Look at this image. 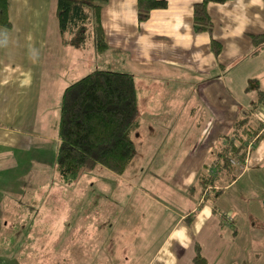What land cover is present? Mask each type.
<instances>
[{"label": "crops", "instance_id": "obj_1", "mask_svg": "<svg viewBox=\"0 0 264 264\" xmlns=\"http://www.w3.org/2000/svg\"><path fill=\"white\" fill-rule=\"evenodd\" d=\"M137 1L108 0L104 5L102 23L108 48L102 54L113 56L112 62H121L128 73L134 75L140 105L138 128L133 135L136 146L138 141L142 142L144 139V126L148 124L149 130L153 128L150 124L152 117L141 118V111L158 110L156 96H163L162 88L177 94H182L185 87L189 91L200 89L201 95L188 100V103L183 101V105L179 106L187 109L188 113L187 116L182 115L181 120L174 121L177 130L169 136L162 134L167 142H178L177 148L181 143V148L184 149V142L191 138H187L188 135L184 137V134L181 137L179 132L184 131L181 129L189 126V122L195 123L193 127H204V134L200 130L194 138L196 147L183 155L182 161H176L180 163L178 168L172 169L178 174L179 180L183 181L182 185L186 190L191 185L197 186L191 192L194 196L197 194V197L196 200L188 199V205L191 206L187 212L174 213L173 210L174 215L169 216L167 212L148 220L147 216L143 218L133 214L120 218L126 226L129 224L128 230L124 231L129 240L126 241L121 228L116 226L119 219L114 221L112 218L117 216V208L120 207V198L116 195L121 187L120 179L111 181L112 188L106 180L96 183L91 181L90 186H94L100 196L99 211L108 209L107 206H116L112 208V215L106 221L111 227L115 222L108 237L118 238L115 245L121 244L123 239L124 242H129L131 253L133 248L142 244L137 243L136 238L145 242L154 237L156 243L152 249L138 251L149 254L143 264H193L192 258L198 244L208 259V264H264V104L257 107L258 112L253 106L258 98V91L264 89V47L253 54L254 42L251 36L264 33V0L209 3L212 33L197 32L194 29V4L200 0H168L166 8L153 9L148 19L140 22ZM52 2L53 0H11L10 18L13 25L11 28L0 25V176L5 177L8 173L19 175L22 190L25 187L23 179L26 170L25 162L20 157L29 154L34 140L47 134L48 123L51 128L57 129L56 122H50L47 114L38 115L41 104L37 103V96L46 75L40 70L44 63L39 65L37 59L26 60L19 54L20 48L29 40L25 37L23 24L34 11L35 5L46 9L47 6L50 8ZM213 38L222 44L219 55L212 49ZM251 60L258 61V69L239 72L241 74L237 73L238 77L235 79L243 87V94L250 91V98H247L249 104L233 95L231 73L234 69L239 70L244 61ZM33 61L37 62L35 65L38 67ZM71 79L73 82L77 80L75 75ZM247 115L250 118L245 120L244 125L250 126L251 130L258 128L260 132L247 145V151L253 146L249 157L243 162L245 166L239 158L233 157L231 161L234 167L221 170L216 175V172L208 170L216 179L215 184H209L207 190L212 195L214 189L221 192L217 198L210 194L204 196L195 180L206 172V168L211 169L215 165L217 151L233 141L241 142V137L246 134L240 131L241 125L238 122ZM237 116L239 118H235ZM255 118L254 124H250ZM208 134L213 137L209 138ZM171 148L172 145L169 148L166 145L164 150L162 146L164 155L160 156L164 159L176 158ZM35 159L33 162L40 161L36 157ZM166 161L158 162L163 164ZM131 164L126 172L132 168ZM172 166L173 164L167 167ZM88 174L86 173V177ZM177 185L174 187L182 193L181 183ZM130 189L133 188L128 190ZM24 204L23 195L17 196L15 206L23 207ZM191 213L196 216L188 223L186 217ZM133 222L139 223L133 226L135 232L132 227L129 229ZM167 224L172 226L164 232ZM2 253L10 256L6 249ZM6 256L4 257L8 259ZM256 257L258 260H255ZM62 260L64 264L70 261L67 257ZM124 260L131 262L129 257ZM0 264L18 263L5 260ZM54 264H59L58 260Z\"/></svg>", "mask_w": 264, "mask_h": 264}, {"label": "rangeland", "instance_id": "obj_2", "mask_svg": "<svg viewBox=\"0 0 264 264\" xmlns=\"http://www.w3.org/2000/svg\"><path fill=\"white\" fill-rule=\"evenodd\" d=\"M56 6V0H53L50 8L47 6L46 9H41L39 5L34 6V11L23 24L25 37L29 40L19 50V54H22L26 60L33 58L34 61L37 59L40 62L39 65L44 63L40 70L44 72L46 78L37 96V103L41 104L38 115L47 114L46 117L50 118V122H56L55 125L61 114L62 90L73 82L72 76L75 75L79 79L98 68L128 72L121 62H112L113 56L103 55L92 44L65 46L56 16ZM41 55H45V58ZM34 61L33 64H37ZM35 66L38 67V65ZM258 66V61H244L240 64L242 68L237 69L238 72L234 69L231 73V81L234 84L233 95L246 100L249 104L250 101L247 98H250V91L248 94H243V87L235 79L238 77H236L237 73L239 75L243 72L255 71ZM138 74L141 73L138 72ZM254 86L255 84L252 87ZM229 91L232 93L231 89ZM162 92H164L163 96L159 94L156 96L158 110L141 111V118L152 117L150 124L153 128L149 130L148 124L144 126V139L142 142H137L135 162L131 164L132 168L124 173H118L100 165L82 172L72 182L65 181L57 169L56 162L60 144L58 130L51 128L50 123L47 124V134L34 140L29 154L20 157L25 162L24 189L22 190L23 184L20 182L19 175L8 173L5 177L0 176V262L8 260L18 264H54L58 260L59 264H64L62 259L65 257L67 260L70 259L68 264H143L146 262L149 254L138 253V251L152 249L156 243L155 238H150L146 240L147 242L136 238L137 243L142 244L133 248L131 253L129 242H124L129 241L124 232L128 230L129 224L126 226L120 218L133 214L143 218L147 216L146 220H148L167 212L169 216L174 215L176 211L187 212L191 206L188 205L190 201L188 199L196 200L197 194L194 196L191 193L193 185L186 190L182 185L183 181L179 180L178 174H175L173 170L179 167L180 163L176 161H182L181 157L196 147L194 138L198 131L201 130L204 134L203 126L193 127L195 123L189 122V126L182 128L183 132H179L181 137L184 134V137L188 135L187 138H191L190 141L184 142V149L181 148V143L177 148L178 142H167L162 136L171 135L174 130H177L173 124L174 121L181 120L182 115L187 116L188 110L179 106L183 105V101L195 99L201 93L199 88L189 91L187 87L182 94L170 93L164 88ZM255 111L258 112L257 108ZM255 121L256 118L250 124H254ZM211 136L212 134H208L209 138ZM166 145L168 148L172 145L171 149L176 158L164 159L160 156L164 155ZM162 146L163 151H161ZM251 148L247 151L246 158L249 157ZM153 149L156 150L153 151ZM217 154L218 151L215 154L216 157ZM54 155L55 159L52 158ZM35 157L40 161L33 162L36 160ZM159 160L167 161L162 164L158 162ZM172 164L171 168L167 167ZM240 166L242 167L241 163ZM208 170L211 173L216 172L214 166L211 169L206 168L205 171L208 172ZM86 173H89L87 177ZM117 178L120 179L121 187L115 194L120 198V207L117 208V216L112 218L114 221L119 219L116 226L121 228L120 231L125 240L115 245L114 242H118V238L108 237L115 222L111 227L106 221L112 215V208L116 206H107L108 209L99 211L100 196L97 193L98 190L94 186L91 187L90 183L106 180L108 186L112 188L111 181H117ZM198 181L199 179L195 180V183ZM178 183H181L182 193L174 187ZM129 188L133 189L128 190ZM22 195L26 204L23 207L15 206L17 196ZM173 210H175L174 213ZM223 216L226 217L224 214ZM138 224L133 222L129 229L132 227L135 232L133 226ZM171 226L167 224L164 232ZM152 230L155 229H145V231ZM5 249L10 256L2 253ZM195 254L196 249L193 260ZM4 256L9 258L6 259ZM127 257L130 258L131 262L128 261L130 263L124 260ZM134 259L136 261L133 262ZM255 260H258V257Z\"/></svg>", "mask_w": 264, "mask_h": 264}, {"label": "trees", "instance_id": "obj_3", "mask_svg": "<svg viewBox=\"0 0 264 264\" xmlns=\"http://www.w3.org/2000/svg\"><path fill=\"white\" fill-rule=\"evenodd\" d=\"M108 0H56V16L64 45L87 46L103 52L108 48L106 33L102 23V10ZM229 0H200L194 4V29L197 32L213 31V21L208 10L211 2L225 3ZM168 0H138V18L148 19L150 12L166 8ZM11 0H0V25L11 28ZM253 54L264 47V33L252 34ZM212 49L216 55L222 44L212 39ZM264 104V89L258 91L254 109ZM140 105L134 75L128 72L98 68L68 85L62 95L61 114L57 123L60 144L56 156L57 169L67 182L76 180L82 172L97 166H106L118 173H124L133 162L137 146L134 131L138 128ZM249 115L238 122L246 135L239 143H228L218 151L215 170L225 171L234 167L233 157L243 164L247 155V145L260 132L244 125ZM238 124V125H239ZM239 125V126H240ZM246 137V138H245ZM199 188L204 196L209 193V184H215V177L208 172L199 176ZM196 190L197 186H192ZM213 190V198L220 194ZM196 214L186 217L190 223ZM194 264H208L201 246H196Z\"/></svg>", "mask_w": 264, "mask_h": 264}]
</instances>
